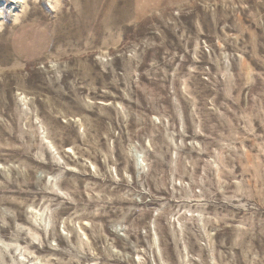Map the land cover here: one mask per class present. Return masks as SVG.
<instances>
[{"label":"rangeland","instance_id":"rangeland-1","mask_svg":"<svg viewBox=\"0 0 264 264\" xmlns=\"http://www.w3.org/2000/svg\"><path fill=\"white\" fill-rule=\"evenodd\" d=\"M1 3L0 264H264V0Z\"/></svg>","mask_w":264,"mask_h":264},{"label":"bare ground","instance_id":"bare-ground-1","mask_svg":"<svg viewBox=\"0 0 264 264\" xmlns=\"http://www.w3.org/2000/svg\"><path fill=\"white\" fill-rule=\"evenodd\" d=\"M1 1V0H0ZM5 1H7V3H9L10 5H11V8L13 7L14 8V6H17V5H24V3H25V0H5ZM38 0H34V2H37ZM138 1L139 0H135V3H136V7L138 8V10H139V7H138ZM10 7V6H9ZM141 7V6H140ZM10 8V9H11ZM142 8H143V6H142ZM16 9V8H15ZM80 11H82L81 9H79V12ZM5 14V9L2 7V3H1V6H0V17L2 16V15H4Z\"/></svg>","mask_w":264,"mask_h":264}]
</instances>
